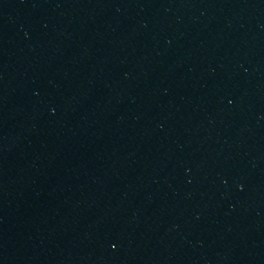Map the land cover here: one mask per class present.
Here are the masks:
<instances>
[{
    "label": "water",
    "instance_id": "95a60500",
    "mask_svg": "<svg viewBox=\"0 0 264 264\" xmlns=\"http://www.w3.org/2000/svg\"><path fill=\"white\" fill-rule=\"evenodd\" d=\"M183 264H264V0H129Z\"/></svg>",
    "mask_w": 264,
    "mask_h": 264
}]
</instances>
